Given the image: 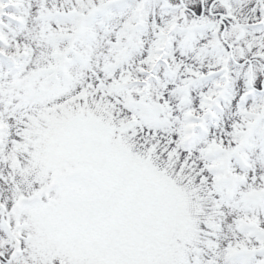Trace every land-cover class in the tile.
I'll return each mask as SVG.
<instances>
[{"label":"snow or ice","instance_id":"1","mask_svg":"<svg viewBox=\"0 0 264 264\" xmlns=\"http://www.w3.org/2000/svg\"><path fill=\"white\" fill-rule=\"evenodd\" d=\"M0 264H264V0H0Z\"/></svg>","mask_w":264,"mask_h":264}]
</instances>
